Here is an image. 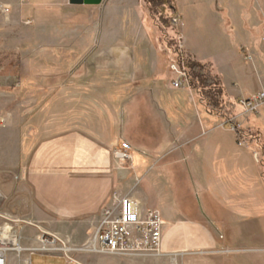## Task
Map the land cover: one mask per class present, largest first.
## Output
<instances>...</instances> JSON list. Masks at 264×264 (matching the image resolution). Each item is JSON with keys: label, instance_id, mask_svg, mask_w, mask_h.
I'll use <instances>...</instances> for the list:
<instances>
[{"label": "crops", "instance_id": "obj_1", "mask_svg": "<svg viewBox=\"0 0 264 264\" xmlns=\"http://www.w3.org/2000/svg\"><path fill=\"white\" fill-rule=\"evenodd\" d=\"M0 4L11 9L0 17V197L15 198L10 212L32 215L50 229L94 234L104 211L130 196L143 214L160 213L159 257L170 264H264L262 148L258 142H250L255 150L245 146L225 116L213 114L191 88H175L178 68L141 0H104L100 6L42 0L27 12L21 1ZM184 4L193 22L212 18L233 26L234 17L240 21L245 14L247 22L254 15L264 20V0H172L181 21L178 7ZM124 5L141 9L148 29L140 48L122 44L115 52L113 44L127 38ZM182 28L184 47L198 62L213 65L226 99L264 92V69L253 55L239 56L244 86L236 80L228 88L218 65L199 58ZM237 43L234 51L240 52ZM96 52L102 63L116 57L118 72L86 65ZM9 53L20 60L7 68ZM240 110L234 119L244 128L253 115ZM138 122H158L170 132L165 151H149L158 141ZM122 142L132 147L131 161L115 157ZM14 258L8 257L11 263Z\"/></svg>", "mask_w": 264, "mask_h": 264}, {"label": "rangeland", "instance_id": "obj_2", "mask_svg": "<svg viewBox=\"0 0 264 264\" xmlns=\"http://www.w3.org/2000/svg\"><path fill=\"white\" fill-rule=\"evenodd\" d=\"M9 1L16 4H19L20 2V0ZM41 1L42 0H31L29 3L23 4L22 6L19 4V6H21V11L27 12L30 6H37V4ZM182 2L183 1H181V3ZM141 4L144 5L146 9L148 8V12L154 18V23L162 32L163 45L173 56L175 65L178 68L177 71H179L178 81L181 78L182 71V68L179 65L180 53H183V55L186 57H191L192 59L197 60L196 56L188 52L187 48H185L183 45L184 38L182 37V32L184 31L182 27H185V32H187L190 36V45L198 51L199 58H212V60L218 65L220 69L219 72L223 74L226 86L228 88L232 87L233 83L236 80L239 81L240 85L243 86L246 82L244 80V66L243 63H240L241 60L239 59V56H241V54L242 56L246 57L248 53H250L256 58V60L258 59V63H260L259 65H262L260 68L264 69V20L262 16L254 15L253 17L255 18V20H252L250 22L244 21L247 19L246 14L240 19V21L237 20L238 17H234L235 21L233 22V27L232 23L225 22V24H223V22H219L216 19L212 18L209 22H205L202 19H198L193 22L192 16L186 12L187 5L185 4L179 5L178 7L177 14L182 17L181 21V18L173 13V10L171 8L172 0H168L166 7H163V4L158 3L157 0H141ZM121 8L122 10H124L122 11L123 15H126L123 18H120L124 20L123 29L127 32V38L121 41H116L113 44L112 49L115 52H117L120 47H122V44H125V46L129 47L135 46L140 48V46L144 42L143 34L145 30L148 29V24L143 22L142 15H144L145 13L142 12L141 9H137L133 5H124ZM250 11L251 10L249 8V12ZM108 13L110 14V9H108L104 14L107 16ZM127 15L129 16L127 17ZM162 18L166 21L171 22V25H165ZM175 19L178 20V23L174 22ZM29 24V22H26V26ZM117 24L118 22H116V26ZM23 27L25 26L23 25L20 28ZM232 27L235 33H232ZM251 28L254 29L253 33L251 32ZM227 31L229 32V34H231L229 38L225 37L228 36ZM251 38H253L254 42H256V40H259L256 46L252 44L251 46H248L247 42H244L246 40L249 41V39ZM237 39L243 42L237 43ZM235 43L238 44L240 52L237 49L236 52L234 51ZM13 56L11 53L7 55V68H10L12 63H16L18 62V60H20V56ZM117 60L118 59L115 57V61H111V59H109V61H107L108 63H102L106 62V60L99 58V53L96 52L95 54L91 55L89 59L87 58L85 63L86 65H102V67L106 66L103 68L109 67L106 71L109 72V74H116V72H118L117 69L119 68V64H116ZM208 63L209 62H205L202 64L209 65ZM250 71L254 72L255 70L251 68ZM212 72L214 74L213 68ZM176 82L177 81H174V84ZM191 88L194 93L200 95L204 100L202 92L198 87L194 88L191 86ZM171 93L175 94L174 91H172ZM176 94L188 96L187 92L181 90H178ZM234 102H236L237 104H235ZM234 102L232 103L223 95L222 104L226 107L224 110L225 113H219V109H215L213 107H210V111L217 116L226 115L223 119L225 123L227 121H230L231 119H234L235 114L242 113V110H240L241 108L239 110H235V108L238 107L239 101H236L234 99ZM204 104L208 106L205 100ZM231 105H233V107ZM150 112L153 113V111ZM252 115L253 116L249 119L246 127L239 128V131L240 133H242V141L245 142V146L253 149L254 147L252 148L250 146V142L259 143L260 147L262 148V156H260L259 161L260 168L264 171V108L260 112ZM148 116L150 117V115ZM149 119L151 121V118ZM152 119L155 120L154 118ZM233 123L235 124L236 122ZM140 124L141 122H138L135 126L138 128L141 126ZM228 126H230V124ZM158 127V122L153 124H151L150 122L148 123V125L144 122L140 127L142 129V132H144L145 129L147 133H152L151 137L153 136V141H158L156 147L149 149V151H152L157 155L166 150L171 140L170 132L164 127L163 129H159ZM243 133L245 135H243ZM180 167L185 169V165H180ZM13 200H15L14 197H0V223L3 226L10 225L14 227V231L18 236L20 245L22 246L24 251H22L21 253H13L12 255H15V261L13 263L8 261V264H170L169 259H167L166 261L165 258H161L152 254L104 255L91 253L85 247L86 242L90 239L93 231L72 227L50 229L43 223L36 221L34 219V216L32 215H21L16 212H10L9 210L11 208ZM48 242L54 243L48 244ZM228 262L229 264H240L234 263V259L229 260Z\"/></svg>", "mask_w": 264, "mask_h": 264}, {"label": "built area", "instance_id": "obj_3", "mask_svg": "<svg viewBox=\"0 0 264 264\" xmlns=\"http://www.w3.org/2000/svg\"><path fill=\"white\" fill-rule=\"evenodd\" d=\"M27 4L31 0H20ZM11 9L8 5L0 4V17H8ZM174 22L178 23L175 19ZM191 88L189 77L185 70L181 71V78L174 86ZM192 89V88H191ZM238 106L246 114H255L264 108V92L243 98ZM235 119L227 121L232 130L239 133L240 126L234 124ZM132 147L127 142H122L119 150L115 152L117 160L122 162L132 160ZM163 220L158 211L140 212L138 203L130 196L117 199L115 205L108 208L95 229V233L85 248L91 253L104 255H161ZM10 225L0 223V264H8V257L15 252L24 251L18 236ZM46 242V241H45ZM54 242H48V244Z\"/></svg>", "mask_w": 264, "mask_h": 264}, {"label": "trees", "instance_id": "obj_4", "mask_svg": "<svg viewBox=\"0 0 264 264\" xmlns=\"http://www.w3.org/2000/svg\"><path fill=\"white\" fill-rule=\"evenodd\" d=\"M166 7L168 0H157ZM171 1V0H170ZM163 19V18H162ZM164 20V24L171 25V22ZM179 65L184 69L189 77L190 85L198 87L202 96L209 107L219 109V113H225V106L222 104L223 87L220 79L212 72L210 65H203L191 57H186L183 53L179 56ZM233 107V105H231ZM226 116V115H225ZM243 137L239 131L238 140L242 141ZM264 150V148H263Z\"/></svg>", "mask_w": 264, "mask_h": 264}, {"label": "water", "instance_id": "obj_5", "mask_svg": "<svg viewBox=\"0 0 264 264\" xmlns=\"http://www.w3.org/2000/svg\"><path fill=\"white\" fill-rule=\"evenodd\" d=\"M104 0H69L74 6H100Z\"/></svg>", "mask_w": 264, "mask_h": 264}, {"label": "bare ground", "instance_id": "obj_6", "mask_svg": "<svg viewBox=\"0 0 264 264\" xmlns=\"http://www.w3.org/2000/svg\"><path fill=\"white\" fill-rule=\"evenodd\" d=\"M176 263V262H175Z\"/></svg>", "mask_w": 264, "mask_h": 264}]
</instances>
